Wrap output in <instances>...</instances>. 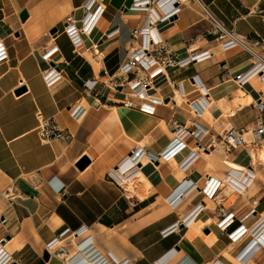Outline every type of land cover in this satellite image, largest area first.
I'll use <instances>...</instances> for the list:
<instances>
[{"label":"crops","instance_id":"0c3cea01","mask_svg":"<svg viewBox=\"0 0 264 264\" xmlns=\"http://www.w3.org/2000/svg\"><path fill=\"white\" fill-rule=\"evenodd\" d=\"M87 1L0 0V44L8 53V58L0 62V243L13 256V264H61L55 263L51 255L49 260L44 259L47 244L59 239L71 255H77L80 249L72 242L73 233L84 227L88 233L76 241L93 236L92 246L83 245L87 256L94 257L97 252L113 264H189L183 258L192 264H213V260L208 262L203 257L196 243L214 233L217 239L210 246L212 253L225 264H238L235 253L243 243L233 245L228 234L218 227L219 215L233 211L218 201V194L211 199V208L204 195L194 200V210L203 203L208 207L200 215L204 224L194 239L188 238L190 228L184 226L168 235L164 233L193 214L176 212L172 207L168 195L174 186L181 180L193 179L202 187L208 175L217 178L218 174L227 173L228 158H237L240 166H246L248 162L241 155L227 152L221 145L222 135L230 127L255 125L259 116L264 123V112L260 115L256 108L260 99L264 101L261 81L255 79L243 87L234 81L253 65V55L241 47L223 51L217 36L208 34L212 23L202 5L240 38L252 45L260 41L255 48L264 52V0H188L169 22L158 24L168 50L164 60L184 59L206 50L212 53L210 58L183 68L168 63L166 69L174 82L182 84L186 94L199 85L194 82V76H198V83L211 95L209 110L228 123L224 130L216 132L212 120L201 119L211 132L208 141L218 142L216 148L206 150L209 155L202 165L197 163L203 156L201 151L197 154L190 150L182 155L173 153L178 158L175 167L168 159L146 161L140 170L146 179L129 177L134 180L133 188L128 183L117 184L108 173L86 182L74 171L81 170L76 163L85 156L92 164L94 159L86 151L97 128L108 125L105 117L112 107L124 108V112L128 108L140 110L125 104L130 98L128 89L105 82L109 76L118 83L127 77L120 67L130 49L138 44L132 31L143 26L146 15L144 11L129 9L132 0H104L106 11L91 34L83 36V47L75 51L64 31V21L74 16L81 26ZM100 4H95L93 12ZM25 10L28 16L24 20L21 13ZM103 18L108 25L100 26ZM114 29L120 32L108 37ZM52 50L63 54L62 62L48 60L47 54ZM223 63L227 70L222 69ZM49 73L64 78L52 90L47 85ZM96 78L99 84L88 92L85 82ZM20 88L24 92H17ZM241 89L245 90V97L252 96L251 102H241ZM173 94L171 87L164 91L167 106H158L156 115L174 131L179 126H190L186 119H192L193 114L182 108ZM78 105L87 110L80 121L71 115ZM44 121H52L64 136L44 143L40 133ZM170 140L168 130L161 125L150 129L143 139L146 152L154 155L171 151L174 142ZM114 141L107 160L121 161L123 152L128 155L139 148H130L122 134L115 135ZM199 144L204 149L201 141ZM71 147L72 156H68ZM139 149L143 151L142 147ZM252 163L256 166L254 160ZM15 187L17 190L13 191ZM257 200L258 213L246 221L251 232L264 218V187ZM248 204L235 212L238 217L252 207L251 201ZM238 225L236 222L232 229ZM250 264H264V251Z\"/></svg>","mask_w":264,"mask_h":264},{"label":"built area","instance_id":"2783aa9c","mask_svg":"<svg viewBox=\"0 0 264 264\" xmlns=\"http://www.w3.org/2000/svg\"><path fill=\"white\" fill-rule=\"evenodd\" d=\"M101 2L100 5L93 12L92 8L95 6L97 2ZM104 0H88L84 5V17L81 20V26L79 25L78 20L74 16H68L64 23L65 28L64 31L69 36L72 45L75 51L81 49L84 45V35H89L93 31L95 25L106 11V6L103 4ZM188 0H136L134 4L131 6L132 10H144L146 19L143 26L138 27L132 31V35L134 38L138 39L139 42L137 45H134L130 51L128 52L127 59L121 64V71L125 74L126 78L118 80L114 76H109L105 84L108 82L112 83L115 86L121 87L123 90L128 89L130 93V98L125 101V104L129 107H136L143 112L153 114L157 111L158 106L165 105L167 97L163 95L164 91L168 90L170 87H174L180 92L187 100L188 95L191 94L196 96L194 101L200 100V104L198 106L194 103V101H190L188 105H190L193 110L192 121L190 126H179L174 131L177 134V138L183 140L184 142L190 143L191 141H202L207 134H209V127L206 126L202 122V118L209 110L211 106V95L208 94L207 89L204 85L198 83L196 80L198 76H194V82L196 85V89L191 93H185L181 83L174 82L167 69L166 65L172 64L178 67H185L190 65L195 61H203L212 56V53L209 50H206L201 53H197L190 57L184 59H172L168 58L164 60L165 55L168 53L166 41L158 27V24L165 21L170 20L175 15H177L182 8L187 4ZM163 4V5H162ZM163 6H167V11H164ZM204 13L206 17L212 23V27L208 31V34H214L217 36L218 43L223 51H229L237 47H241L247 51H249L253 57V65L244 73L238 74L234 81L240 87L245 86L250 83L254 79H258L261 81L264 88V52L256 49L255 46L260 44V41H256L253 45L236 35L233 29L227 28L219 19H217L209 9L202 5ZM157 10L159 13L158 17H154L153 10ZM120 32L119 29H114L107 35L108 37H112ZM95 48H98V44L95 45ZM96 54L99 53V50L95 49ZM8 58V53L4 45L0 44V62L4 61ZM47 58L50 62L60 63L63 60V54L59 50H52L47 54ZM222 69L227 70L226 63L222 64ZM52 73V71H51ZM49 73L47 75V85L50 90L54 89L58 85H60L64 78L61 76H56V74ZM107 74V71H105ZM130 76H132L130 78ZM99 84V79H89L85 82V88L88 92H92L95 90L96 86ZM158 91L162 96H156L152 93V91ZM172 99V97L170 98ZM177 101V100H175ZM257 110L261 113L264 112V101L260 99L256 103ZM87 110L78 105L71 111V115L73 119L80 121L85 116ZM256 120L255 125L248 126L247 128H234L230 127L225 130L224 141L226 145L230 148L236 149L242 146L251 147L259 146L264 148V123L260 119ZM197 128V129H195ZM196 130L199 131L197 134ZM40 133L43 136V142L49 143L54 138L63 137L62 131L58 128L57 125L53 124L52 121H44L41 122L40 125ZM250 136V139L248 138ZM180 141L177 139L173 143V147L171 151L174 149L176 145H178ZM259 149V148H258ZM256 148H254V151ZM163 152L161 154L154 155L147 154L149 160L157 161L160 158L169 159L172 157L173 153ZM146 152V151H145ZM145 152L140 151L139 148H135L128 154L127 158H132V169L133 172L131 176H138L142 167V157L146 155ZM258 154V153H257ZM250 157H253L251 153H249ZM126 157L119 163V165L115 168L116 170L121 169L122 164L126 161ZM252 172H254V176L251 177V181L248 182L247 187L251 186L257 178V173L255 172V168L253 163H251V167H247ZM229 172V173H228ZM231 172L227 171L228 174V182H230ZM108 176L115 181L117 184L121 185L123 182L120 181L117 177L114 176L112 172L108 173ZM206 183H211L212 188V196L210 198L216 197L218 194V179L215 177L208 175L206 178ZM232 181V179H231ZM183 182H188L189 185L187 187L188 192L192 198L197 199L200 196L204 195L205 197H209L210 193L206 190V187H200L197 182L193 179H184ZM230 184V183H229ZM229 184H226V187H229ZM168 199V198H167ZM170 201V200H169ZM203 205V206H202ZM250 209L242 216H237L235 212L231 211L225 215H219V226L222 228L221 230L226 232L232 243H243L239 250L235 253L236 262L238 264H250L252 262V258L250 255L252 253L253 256L256 254H260V252L264 251V218L258 223V228L255 232H251V229L247 227L246 221L253 217L256 213H258L257 209L259 206V200H253ZM206 205L199 204L197 211L202 213L205 210ZM176 212H179L178 209H175ZM186 218L183 221L176 223L172 229L165 230L164 235H168L174 230L180 229L182 226L187 228ZM236 222H239L240 225L234 227ZM260 230L262 232L260 233ZM88 233V229L81 227L77 231L73 233L72 242H77L76 239ZM64 234V233H63ZM93 239L92 235H87L84 239L79 241V244H75L80 248H83L84 244H87L89 248L90 243ZM247 239V240H246ZM93 243V242H92ZM249 248V251L246 250ZM46 249L50 253L51 256L58 255L60 256L66 263L68 264H79L77 260V255H71L68 246L59 239H54L49 242L46 246ZM252 251V252H251ZM246 252V253H245ZM251 252V253H250ZM86 254V252L84 253ZM90 258V261L87 264H113L110 258L101 257L97 252L96 256H87ZM250 257V258H249ZM84 260V259H82ZM93 261V262H91ZM14 259L11 254H9L0 243V264H13ZM19 264V263H18Z\"/></svg>","mask_w":264,"mask_h":264},{"label":"bare ground","instance_id":"6f19581e","mask_svg":"<svg viewBox=\"0 0 264 264\" xmlns=\"http://www.w3.org/2000/svg\"><path fill=\"white\" fill-rule=\"evenodd\" d=\"M135 1L136 0H132V3L129 5V9H131V6L134 4ZM163 9L164 11L168 10L167 6H163ZM135 11L143 12L144 10H135ZM153 15L155 18L159 16V13L156 9L153 10ZM169 21L170 20H165L163 21V23H166ZM101 25H108V22L106 21V19L103 18L100 20V26ZM171 89L174 90L173 97L176 98L178 104L181 105L182 108H187L191 110V113H192L193 110L188 104L190 101H194L196 99V96L193 97V95L189 94L188 95L189 99L187 100L180 92L175 90L174 87H171ZM239 92H240V95L242 96L241 102L243 104L252 101L253 99L252 96L245 97V94H246L245 90L241 89ZM152 93L156 96H162V94H160L158 91H155V90H153ZM194 103L198 106V103L200 104V100L198 99L197 102L194 101ZM165 106H167V104H165ZM123 109L124 108L112 107L110 110V113L107 114V116L105 117L106 118L105 122L108 123V125L106 124V125H102L101 127H98L95 133L92 135L91 140H90L91 142L90 148L86 151V153L89 154L91 158H93L94 160L92 164H90L85 170L75 169L74 171L76 175L80 176L86 182H90L94 180L99 175H104L105 173L112 172L114 176L117 177L120 181L126 184L128 183V185L132 188L134 187L133 186L134 180L129 179V176L133 172L132 158H127L128 157L127 153L123 152L120 156L122 158L121 161H119V159H115V160L106 159L107 154L113 151L114 144H115V141H114L115 135L117 134L123 135L124 139H126L128 143L131 145L130 148H133L134 145H139V148L142 147V150H143L142 152H145L147 149L144 146V141H143L144 137L146 136L147 132L150 129L156 127L157 125H161L164 129L168 130L171 140H173L172 143L175 142L177 139L180 141V143L176 145L173 149L177 153L176 155L178 154L182 155L183 153L189 150L197 154L200 153L197 151H201L200 154H202L203 156L201 159H198L199 161L197 160V163H199L200 165L203 164L202 161H204L206 157L209 155V153H207L206 150L213 149L218 146V142L216 140L211 141V143H209L210 146H206L208 144L207 141L209 140L210 135H211L210 131H209V134H207V136L201 141L203 145L205 146L204 149H202L200 147L202 144L198 145V143H196L195 141H191V143H187L177 138V134L175 133V131L171 130L168 127L167 122L163 119H160L156 115L157 111L154 112L153 115H151L149 113L147 114L146 112L144 113L141 110L128 108L124 112ZM207 117L209 120H212L213 126H214L213 130L216 132H219V131L221 132L222 130H224L226 124L228 123L224 117L216 118L214 116V113L211 110H208L206 112L203 119H206ZM191 121H192L191 118L186 119L187 124ZM114 124H117V125H114ZM196 132L197 134L199 133L198 130H196ZM165 146L161 149V151L165 148ZM72 149L73 147H71L68 150L67 152L68 156H72ZM145 153L146 155L142 157L143 163L146 161H151L149 160V157L147 155L148 153L147 152ZM250 153L254 161L260 160L261 162L264 163V149H261L258 154H256L254 150H251ZM176 155L168 159V162L170 163L171 167H175L178 163V158H176ZM125 157L127 159L122 164L121 169L116 170L114 167L115 163L122 162V160ZM164 160L165 159H163V161ZM119 163L116 164V166H118ZM226 165L228 167L227 171L231 172L230 182H228V174H225L223 177H220V176H218L217 178L215 177V179H218V192L220 191H224L225 193L227 192V198L229 199H233L235 195L237 194L247 196L248 192L250 191L249 188L251 187L250 189H252V187L254 186V183H253L251 184V186L247 187L248 182L251 181V177L256 175L254 174V172L250 171L254 169L240 166L238 163L231 161V160L227 161ZM255 172L258 175V172L257 171ZM138 177L142 179H146L145 174L142 172L138 174ZM194 181L197 182L196 180ZM206 182L207 180L205 181L202 187L204 188L206 187V190L209 191L210 195L209 197H206V200L210 203V199H213V198H210L212 196V188H211L212 184L211 183L208 184ZM226 184H229V187H226ZM188 185H189L188 182H183V180L179 181L177 185L174 186L173 190L169 193L168 197H169V200L171 201V205L173 208L178 209L179 211L181 210V212H184V213H190V212L193 213L192 215L191 214L187 215L186 222H185L188 228H190V231L188 233V238L192 240L196 237V231L198 230L201 231V228L203 227L204 223L200 218L201 213L196 211V209L194 210V206L192 205L194 202V198H192L188 192V189H187ZM15 190H17L16 187L13 189V191ZM207 208L208 207L206 206L205 209ZM218 223H219V220L217 221V224ZM218 227L222 229L219 226V224H218ZM261 232L262 230H260V233ZM200 239H201L200 243H197V245L200 248V251L203 257L206 260L211 258L213 260V264H225L222 260L218 259L212 253L210 249V246L216 242L217 235L213 233L212 235H208ZM75 244L78 245L79 243L76 242ZM236 244L238 243H233V245H236ZM77 248L80 249V250H77L78 252L77 260L79 261L82 259H86L85 264H87V262L90 261V258L87 257V253L84 254L85 251L83 248H80L78 246ZM230 248H232V246L229 247V249ZM248 251H249V248L246 250V252ZM253 254L254 253L250 255V257H253L252 262L260 255V254L258 255L255 254L253 256ZM52 257L55 263H61V264L64 263L63 259L60 256L53 255ZM105 259L106 258H104L103 260ZM235 260H236V257H235ZM183 262L192 264V261L188 258H183Z\"/></svg>","mask_w":264,"mask_h":264},{"label":"rangeland","instance_id":"374dc122","mask_svg":"<svg viewBox=\"0 0 264 264\" xmlns=\"http://www.w3.org/2000/svg\"><path fill=\"white\" fill-rule=\"evenodd\" d=\"M207 119H208V117H207ZM222 139L224 140L223 135H222ZM207 142H208V144L206 146H210L209 142L211 143V140L207 141ZM221 145L226 149L227 152H230V153L236 152L239 155H241L248 162L247 165L244 167H251L252 158L249 155V153L251 152V149L256 148V150H255L256 154L259 153L261 149H264V148H261L259 146L251 147L250 145L242 146V147L233 149V148L228 147L226 145L225 141H223ZM258 148H260V149H258ZM232 159H235L236 162L239 163L237 158H232ZM232 159L228 158V160H232ZM254 163L256 164V166H254V168H255V171L258 172V175L254 181V186L252 187V189H250L251 187L249 188L250 191L248 192L247 196L237 194V195H235V197L233 199H229V198H227V192L225 193L224 191H221L220 194L218 192V201L222 202V204H225L226 207L232 209L234 212H237V210L239 208H242V207L245 208L247 205H249L248 203L250 201L253 203L252 200H255V199L257 200L259 198V196H261V191H262V188L264 187V163L261 162L260 160L254 161ZM225 169H227V168H225ZM218 176L223 177L224 173H221V175L218 174ZM209 204H210V208L214 207V202L211 199H210ZM208 222L210 223V221H208ZM196 247H197V243H196ZM207 261L208 262L212 261V259L210 258Z\"/></svg>","mask_w":264,"mask_h":264},{"label":"water","instance_id":"95a60500","mask_svg":"<svg viewBox=\"0 0 264 264\" xmlns=\"http://www.w3.org/2000/svg\"><path fill=\"white\" fill-rule=\"evenodd\" d=\"M27 16H28V15H27L26 10L23 11V12L21 13V17H22L24 20L27 18ZM17 92H20V93L24 92V88H20V89H18ZM167 101H168V99H167ZM90 163H91V159H90L88 156H85V157L81 158V159L76 163V165H77L81 170H83V169H85ZM206 232L208 233V232H209V229H208ZM44 259H46V260H49V259H50V253H49V252L45 251V253H44Z\"/></svg>","mask_w":264,"mask_h":264}]
</instances>
